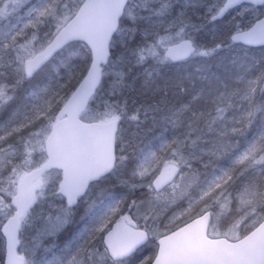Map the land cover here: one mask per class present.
<instances>
[{"label":"snow or ice","instance_id":"snow-or-ice-1","mask_svg":"<svg viewBox=\"0 0 264 264\" xmlns=\"http://www.w3.org/2000/svg\"><path fill=\"white\" fill-rule=\"evenodd\" d=\"M0 264H264V0H0Z\"/></svg>","mask_w":264,"mask_h":264}]
</instances>
